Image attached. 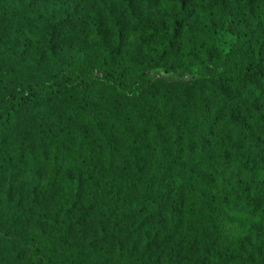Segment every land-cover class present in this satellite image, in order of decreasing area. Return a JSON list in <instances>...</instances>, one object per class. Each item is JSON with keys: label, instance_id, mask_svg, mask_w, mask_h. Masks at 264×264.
<instances>
[{"label": "trees", "instance_id": "16d2710c", "mask_svg": "<svg viewBox=\"0 0 264 264\" xmlns=\"http://www.w3.org/2000/svg\"><path fill=\"white\" fill-rule=\"evenodd\" d=\"M0 73V264H264V0H0Z\"/></svg>", "mask_w": 264, "mask_h": 264}, {"label": "rangeland", "instance_id": "374dc122", "mask_svg": "<svg viewBox=\"0 0 264 264\" xmlns=\"http://www.w3.org/2000/svg\"><path fill=\"white\" fill-rule=\"evenodd\" d=\"M2 76L3 75L0 73V105L2 103V99L4 95L2 94V91L5 88L4 83L7 81V79L2 80ZM189 80H191L190 75H187L186 77L185 75L181 76L179 74L178 75H164L161 71H155L152 75L153 85L149 86L147 90L141 92V94H136L134 96L132 95L125 96L118 87L112 86V87H107L105 88V90L101 91L100 96H103V98L108 100L109 103H118L130 109L131 111L135 113H139L141 116L145 117V119L147 120V117L154 115L156 111L158 113H162V110H160L159 108H155L154 98L156 96L157 88H159L160 86H168V87H177L179 89H182V86H186L185 84L190 82ZM66 108H67L66 104L62 106L63 110H65ZM41 142L45 144L47 143L46 141H41ZM231 172H232L231 170H227L225 172L221 180V185L228 186V187L232 186L233 178L237 174L230 176ZM212 213L216 214V217L209 218L204 223H201L200 224L201 227L203 228L206 234H209V231L207 230V228H213L216 231H220V228H222L223 233L226 235L227 241H228L230 232L234 227V224L231 221V218L228 215L220 216L219 212L216 209H212ZM219 218L221 219V222ZM85 233H86L85 230L76 231L77 236L81 240L85 238ZM225 238L222 239V241L225 240ZM233 258L241 259V253L235 254Z\"/></svg>", "mask_w": 264, "mask_h": 264}]
</instances>
